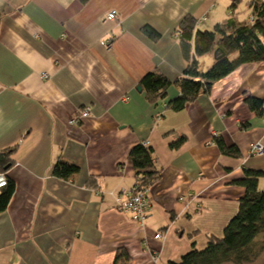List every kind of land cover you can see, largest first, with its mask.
Masks as SVG:
<instances>
[{
    "label": "crops",
    "instance_id": "1",
    "mask_svg": "<svg viewBox=\"0 0 264 264\" xmlns=\"http://www.w3.org/2000/svg\"><path fill=\"white\" fill-rule=\"evenodd\" d=\"M233 1L0 0V151L16 146L0 264H114L120 248L129 264H169L210 234L223 235L245 193L234 181L246 167L264 170V153L251 154L264 145V113L245 102L264 99V61L240 65L179 111L166 106L175 86L157 103L137 86L150 71L183 75L181 21L193 16L198 28L212 29ZM206 56L201 65L214 62ZM86 106L90 115L71 123ZM216 134L242 156L224 155L211 143ZM140 142L161 168L143 223L116 209L118 194L137 183L129 153ZM59 158L80 171L55 176ZM90 176L97 186L87 184Z\"/></svg>",
    "mask_w": 264,
    "mask_h": 264
},
{
    "label": "trees",
    "instance_id": "2",
    "mask_svg": "<svg viewBox=\"0 0 264 264\" xmlns=\"http://www.w3.org/2000/svg\"><path fill=\"white\" fill-rule=\"evenodd\" d=\"M85 2L87 0H81ZM242 0L230 4L228 17L217 22L212 29H200L197 19L185 17L178 28L179 37L187 66L183 75L175 80L166 75L150 71L140 80L147 99L152 103L164 101L170 87L175 86L179 94L167 101V108L182 110L186 104L198 98L202 93L210 92L213 84L230 74L244 63L264 61V0H246L245 10L240 5ZM143 30L153 38L160 33L150 26ZM212 55L214 62L207 70L201 67L200 59ZM245 102L257 115L264 113V99L247 95ZM186 135L180 136L172 147L181 146ZM216 143L224 155L240 158L241 150L236 144H226L224 138L214 135L211 143ZM16 146L0 151V170L5 172L8 182L0 188V213L6 210L16 189L15 180L8 174L14 163L12 154ZM129 159L136 170L137 183L133 188L147 189L161 177V168L156 162L150 145L140 142L129 153ZM80 171V166L59 158L52 173L60 178H73ZM264 170L244 168L243 177L235 184L245 189L240 198L239 209L226 225L223 235L210 234L203 247H196L186 252L179 260L169 264H246L254 262L264 251ZM97 178L90 176L89 186H97ZM131 255L125 248H120L114 264H129Z\"/></svg>",
    "mask_w": 264,
    "mask_h": 264
},
{
    "label": "built area",
    "instance_id": "3",
    "mask_svg": "<svg viewBox=\"0 0 264 264\" xmlns=\"http://www.w3.org/2000/svg\"><path fill=\"white\" fill-rule=\"evenodd\" d=\"M116 11L109 13L110 19L116 18ZM105 43V41H104ZM47 76V74H44ZM90 115V107L86 106L80 110V113L73 117L71 123H80L83 119ZM147 144V143H146ZM264 153V145L256 143L251 148V154H262ZM8 182V177L5 172L0 170V188L5 186ZM147 189L132 188L131 190H123L118 194L116 209L120 212L130 215L134 222L143 223L150 212V201L147 196ZM163 232L159 231L156 237L162 238ZM157 259V256H154Z\"/></svg>",
    "mask_w": 264,
    "mask_h": 264
},
{
    "label": "rangeland",
    "instance_id": "4",
    "mask_svg": "<svg viewBox=\"0 0 264 264\" xmlns=\"http://www.w3.org/2000/svg\"><path fill=\"white\" fill-rule=\"evenodd\" d=\"M205 57H209V56H205ZM208 59H209L208 63H205L204 62V64L201 65L202 66L201 68L203 70H207L209 67H211L213 65V63L212 64H209L211 62V59L212 58H208ZM261 182H262V185H263L264 181H261ZM223 264H234V263H232V262H225ZM246 264H264V251H262L261 255L259 256V258L257 260H255L254 262L246 263Z\"/></svg>",
    "mask_w": 264,
    "mask_h": 264
},
{
    "label": "water",
    "instance_id": "5",
    "mask_svg": "<svg viewBox=\"0 0 264 264\" xmlns=\"http://www.w3.org/2000/svg\"><path fill=\"white\" fill-rule=\"evenodd\" d=\"M137 89H138L139 91H141V90H142V86H141V85H138V86H137Z\"/></svg>",
    "mask_w": 264,
    "mask_h": 264
}]
</instances>
